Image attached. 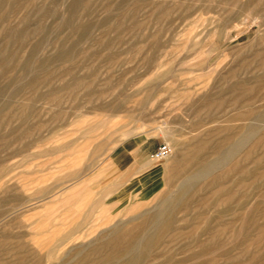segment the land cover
I'll return each mask as SVG.
<instances>
[{"label": "rangeland", "instance_id": "374dc122", "mask_svg": "<svg viewBox=\"0 0 264 264\" xmlns=\"http://www.w3.org/2000/svg\"><path fill=\"white\" fill-rule=\"evenodd\" d=\"M133 140L171 154L118 171ZM31 263L264 264V0H0V264Z\"/></svg>", "mask_w": 264, "mask_h": 264}, {"label": "crops", "instance_id": "0c3cea01", "mask_svg": "<svg viewBox=\"0 0 264 264\" xmlns=\"http://www.w3.org/2000/svg\"><path fill=\"white\" fill-rule=\"evenodd\" d=\"M158 147V146H157ZM147 145L146 142H137V140L126 141L113 151V165L118 171H126L130 166L135 164L138 153L150 154L157 148ZM134 167V166H133Z\"/></svg>", "mask_w": 264, "mask_h": 264}, {"label": "bare ground", "instance_id": "6f19581e", "mask_svg": "<svg viewBox=\"0 0 264 264\" xmlns=\"http://www.w3.org/2000/svg\"><path fill=\"white\" fill-rule=\"evenodd\" d=\"M253 128V127H252ZM160 131V130H159ZM161 133V132H160ZM167 136V135H166ZM171 151V150H170ZM197 157H200V160H201V156L199 154H196ZM195 156V157H196ZM186 162V161H185ZM201 163L200 162H194V157H192L190 160H189V163H188V166H199ZM201 168V167H200ZM200 170V169H199ZM205 172L203 174L201 173H197L196 176H192L191 178H188L187 180H184L182 181V183L180 184V186L178 187L179 191L177 193V195H179L180 197L183 196V195H189L190 194V189L193 188V184L192 181L194 179H198V178H201L202 176H204ZM175 191V189H173ZM220 191V190H219ZM194 195V194H193ZM174 199H170V200H164L162 202V204H165V205H160L158 206V212L159 213H165V212H169L171 210V202L173 201ZM115 234H118V233H115ZM69 241V240H68ZM150 243V242H149ZM108 244V243H107ZM47 255V254H46ZM26 256V255H24ZM20 258V257H19ZM110 259L114 260V257L111 256ZM38 260V259H37ZM166 263V262H165ZM33 264V263H31Z\"/></svg>", "mask_w": 264, "mask_h": 264}, {"label": "built area", "instance_id": "2783aa9c", "mask_svg": "<svg viewBox=\"0 0 264 264\" xmlns=\"http://www.w3.org/2000/svg\"><path fill=\"white\" fill-rule=\"evenodd\" d=\"M171 154L169 146L162 142L151 154L150 158L154 161H164Z\"/></svg>", "mask_w": 264, "mask_h": 264}]
</instances>
